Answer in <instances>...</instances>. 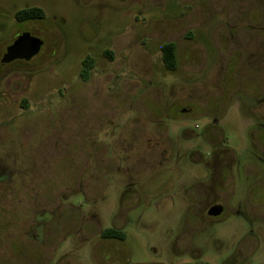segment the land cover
Listing matches in <instances>:
<instances>
[{
    "label": "rangeland",
    "instance_id": "1",
    "mask_svg": "<svg viewBox=\"0 0 264 264\" xmlns=\"http://www.w3.org/2000/svg\"><path fill=\"white\" fill-rule=\"evenodd\" d=\"M32 7L44 12L43 20H14L16 11ZM252 10L264 14V0H0V54L17 33L31 30L44 43L30 65L5 69L8 74L0 88V179L8 180L12 170L31 165L32 152L51 147L54 153L68 149L69 154L68 161L47 163L35 189L27 170L19 177L26 180L23 186L0 188V264H56L60 259L63 264H264L263 227L248 234L245 225L228 221L226 227L208 226L200 234L180 231L172 201L183 179L204 177L199 165L188 169L183 163L169 164L113 184L105 177L103 191L85 189L88 197H103L95 203L86 202L70 179L81 117L88 121L98 112L106 119L117 116V126L120 118L143 121V115L157 117L171 134L184 127L199 132L206 121L200 109L212 108L219 99L220 59L234 56L246 40L250 61L259 55L252 39H241L255 32L251 27L258 13ZM165 43L175 46L174 72L161 62ZM105 51L112 53L111 61L103 58ZM86 55L94 59L95 68L83 82L79 71ZM239 67L236 61L224 62L222 69L235 74ZM189 94L197 103L187 105L189 117L181 118L175 104L186 103ZM128 106L131 110L123 112ZM236 119L230 110L219 126L223 146L239 155L248 141ZM130 131L119 129L113 143ZM196 144L206 154L205 145L199 140ZM131 169L138 172L140 166L135 163ZM60 185L69 190L60 199L66 211L58 220L65 229L45 212L58 203L41 202ZM123 185H130L126 192ZM130 206L134 209L122 227L124 240L100 241L98 232L110 228L113 216ZM92 211L101 226L83 225L77 214ZM81 227L88 233L82 241L73 234ZM190 244L198 253L186 254ZM239 245L240 262L234 258Z\"/></svg>",
    "mask_w": 264,
    "mask_h": 264
},
{
    "label": "flooded vegetation",
    "instance_id": "2",
    "mask_svg": "<svg viewBox=\"0 0 264 264\" xmlns=\"http://www.w3.org/2000/svg\"><path fill=\"white\" fill-rule=\"evenodd\" d=\"M256 12L258 13V22L251 27L253 30L255 29V32L253 33L250 30L251 34L241 35V39H252L251 43L258 50L259 55L254 59L255 61H250L252 55L250 56V52L246 50V40L242 41L240 51L234 56L229 55L220 59L223 62L220 64L219 72L221 82L219 99H214L216 105L212 108L200 109V116L204 117L206 121L199 132H195L190 127H184L171 134L169 128L163 122H160L157 117H145L143 115H141L144 118L143 121L120 118V124L117 126L113 124L117 116L106 119L102 116L99 117L98 112L88 121L81 117L76 148L74 153L72 152L75 155L73 162L76 161V166L70 174V179L71 182L73 180V183L76 184L78 191H81L86 202L95 203L98 198H103L94 196L95 194L88 197L85 194V189L101 187L103 191V188L106 187L105 177L113 184L116 179L132 181L148 170H156V168L159 169L169 164L177 166L183 163L188 169L199 165L205 173L204 177L201 179L189 177L183 179L174 197L176 200L172 201V208L180 218L179 229L181 232L189 231L190 233L200 234L208 226L210 228H223V225L226 227L228 221L231 223L236 222L235 225H245L248 234H252L257 227L264 228V14ZM14 15V20L18 22ZM31 22L34 21L25 20L18 23L28 24ZM24 33L40 39L38 35L31 33V30ZM18 35L19 33L11 37L12 41L0 54V88L3 84L4 75L8 74L5 69L14 67L17 64L23 65V67L30 65L33 59L3 62L6 49L12 45ZM43 46L44 43L41 48ZM41 53L42 50L36 56L41 55ZM102 54L103 58L107 60L104 52ZM110 56L113 59L112 53H110ZM87 57L92 58L90 55H86L81 62L79 71L81 81L83 80L80 78V72ZM233 61H236L237 66L240 67L235 74H227L222 66L224 62L227 64ZM92 65L93 70L95 68L93 58ZM251 67L252 69H250ZM238 73L243 74L239 76ZM217 77L218 74H215L214 79H217ZM188 96L189 100L186 103L179 105V102H177L175 104L178 106V116L181 118L189 117L188 114L191 111L186 108L187 105L197 103L193 97L194 95L189 94ZM131 108L132 106H128L123 112L131 110ZM230 110L235 112L238 123L237 129L240 128L242 135L248 141V147L239 155L224 147L223 138L221 137L222 132L219 124L226 118ZM121 128L125 131L126 129L131 130L129 137L125 134L118 135L113 143V136ZM197 140L205 145L206 154L202 155L200 153L196 144ZM2 150V147H0V157ZM8 155L20 156V154ZM68 155V149L57 154L54 153L51 147H47L38 154L32 152L30 156L31 165L28 167L23 165L18 171L12 170L8 180L3 181L0 179V188L23 186L26 180H20L19 177L27 170L26 173L29 176L31 175V187L35 189L37 184H40L42 175H45L48 168L47 163L49 161H68ZM2 160L0 159V176L3 171L1 168ZM14 162H18L17 159ZM135 163L140 166L138 172L131 169ZM128 187L130 185H123L122 188L125 191ZM68 191L67 186L60 185L57 192H53L41 201L44 203L53 201L58 203L55 208L45 211L56 219L58 225L62 222V220H58L60 214L66 211L65 208H61L63 206L60 199L63 197V193ZM2 198L3 195L0 193V203ZM70 208L74 209L73 207ZM133 209L134 206H130L124 213L113 216L112 226L98 232L97 235L100 241L121 243L124 238L123 240L120 237L107 238L103 236V232L111 230L123 234L122 227L128 223L127 214ZM74 210L76 211V209ZM77 214L83 225L88 223L100 225L98 215L94 211L88 214ZM64 225L59 226L65 229ZM83 228L81 227L73 233L79 236L81 241L85 238L84 234H88L85 231L83 232ZM234 230L237 232L239 228L235 227ZM113 246L116 252L120 251L119 245L114 244ZM241 246H238L234 256L239 262L243 260L240 257L242 255ZM186 248V254L198 253L192 244ZM62 262V259H60L56 264H63ZM29 263L31 264V261ZM47 264H49V261H47Z\"/></svg>",
    "mask_w": 264,
    "mask_h": 264
},
{
    "label": "trees",
    "instance_id": "3",
    "mask_svg": "<svg viewBox=\"0 0 264 264\" xmlns=\"http://www.w3.org/2000/svg\"><path fill=\"white\" fill-rule=\"evenodd\" d=\"M44 12L36 7L32 8H25L15 13L14 17L18 22H22L25 20H31V21H41L44 19ZM160 54H161V62L163 67L167 71L174 72L177 67L176 63V54H175V46L173 43H165L160 47ZM105 57L107 60L111 61L112 57L110 56V52L105 51L104 52ZM93 68L92 65V58L87 57L83 62V67L80 72V78L83 81H87L90 75V72ZM103 236L107 238H119L123 240L124 236L123 234H120L118 232H112L111 230H106L103 232Z\"/></svg>",
    "mask_w": 264,
    "mask_h": 264
},
{
    "label": "water",
    "instance_id": "4",
    "mask_svg": "<svg viewBox=\"0 0 264 264\" xmlns=\"http://www.w3.org/2000/svg\"><path fill=\"white\" fill-rule=\"evenodd\" d=\"M42 41L28 33H21L17 39L6 49L3 62L9 63L13 60L28 61L34 58L42 47Z\"/></svg>",
    "mask_w": 264,
    "mask_h": 264
}]
</instances>
